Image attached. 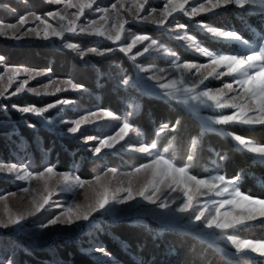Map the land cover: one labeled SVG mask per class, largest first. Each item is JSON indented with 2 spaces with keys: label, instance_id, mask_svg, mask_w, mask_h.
<instances>
[{
  "label": "snow or ice",
  "instance_id": "obj_1",
  "mask_svg": "<svg viewBox=\"0 0 264 264\" xmlns=\"http://www.w3.org/2000/svg\"><path fill=\"white\" fill-rule=\"evenodd\" d=\"M48 2L56 5L63 4L64 9L75 8L76 11L71 13V18L66 11L48 12L46 14L48 19H57L55 26L49 23L48 19L34 12L19 15L18 24L0 23V36L18 40L32 34L35 38L44 41L60 40L64 42V48L74 52L80 60L86 63L85 58L90 54L102 57L118 50L128 57L137 69L136 76L124 75L118 81V84L124 85L126 89L143 86L148 94L168 102H174L197 117H199L201 109H209L214 112L223 109H233L234 111L231 114L219 111L217 115L201 119L200 131L196 136L189 138L186 159L183 161H178L174 154H170L175 151L174 141L177 139L175 136L168 142V147L163 151L159 150L160 138L176 133L182 121L180 119L174 123L161 121L154 131L155 138L150 142H145L142 139L144 133L131 122V117L136 115L139 110V106L135 103L129 104L131 111L126 112L123 117L110 110L99 109L87 111L76 119H61L60 123L69 125L66 132L61 131V135L71 134L77 141H82L84 144H88L90 141L97 142L87 148V151H90L93 156H100L102 149L116 148L118 144L125 141L126 137H129L130 133H133L141 139L136 144H121V148L141 154L145 158L144 162L125 172H120L115 167H108L101 175L95 176L94 180H83L72 172H58L52 165L44 166L42 171H33L28 164L0 161V173L11 175L14 179L29 185L21 187L20 192L27 193L31 197L30 206L22 212H13L5 204V211L0 215V229H15L27 217L35 216L41 212L46 205L50 204L51 198L57 190L74 193L77 189H84L85 185H88L91 188L92 196L90 197L88 192H85V203L73 202L59 215L49 219L47 223L41 224L40 228L48 229L61 224L69 227L76 225L77 227L73 231L82 230L85 225L78 224V222H89L88 226H90V217L93 213L106 209L110 213L115 212L116 205H128L129 209L139 208V198L148 204L167 210L162 217L165 227L172 226L180 230H191L200 239L208 241L212 247L218 248L216 241H227L235 249L234 253L219 249L227 264H239L241 260L245 264H264V260H256L250 255L255 254L256 257L264 258V241H255L241 235L243 231L251 230L255 226L254 222H264V198L253 197L241 191L242 172L228 178L219 170L204 177H200L192 171L199 154L202 137L209 132H218L230 137L234 141L233 150L251 154L250 158L253 163L264 165V143L244 138L223 127H215L234 123L249 127L264 126V32L257 33V39L250 42L235 31L218 30L203 21L195 22L196 26L210 33L212 37L223 38L229 46L232 43L237 45L236 51L224 53L202 46V43L193 35L187 33L188 25L179 22L174 17V13H182L184 16L192 18L217 9L227 10L230 6L249 13H259L264 17V0H193L192 3L190 0H163L161 9L149 8L144 15L141 13H145V6L150 3V0H132L135 11L128 10L131 20L121 15V11L125 10V0H115L110 8L99 7L97 0H48ZM94 5H97L94 11L100 14L99 19H87L80 22L81 18L85 16V10H93ZM4 7L9 6L4 5ZM30 17L33 18V23L39 21L43 28L41 29L37 25L28 27L26 31L21 32ZM170 17L173 18L172 21L169 20ZM130 22H145L166 29L173 33L176 40L184 41L188 49L206 57L207 62L193 63L181 60L174 50L165 47L157 39L126 29L125 26ZM173 23L175 27H172ZM65 33L102 38L117 47H105L103 50L99 47L84 49L76 43L67 42ZM141 45L142 47H138ZM134 49H136L135 52ZM152 53H158L161 57L167 58L169 68L145 67L137 63L138 57H143L146 54L151 56ZM2 59L0 57V60ZM201 70L207 71L202 72ZM5 71L11 72L13 75L9 77L7 87H0V97H5L8 87L14 82L16 76L23 74L29 78H35L46 75L45 72L28 68L14 67ZM142 73H147V75H141ZM157 73H168V75H158ZM225 76L231 77V80L223 83L222 87L213 88L205 83L210 77L220 79ZM2 80L3 77L0 76V81ZM145 81H153V83L148 85ZM28 83V79L19 81L10 95L15 96L25 91L38 96L55 95L57 92L68 90L66 87H57L54 92L44 91L41 93L35 87H26ZM50 83L56 82L51 81ZM60 83L70 86L74 91L83 90L81 85L74 83L71 79L63 80ZM44 87L47 89L48 85H44ZM73 103L75 102L71 99H58L55 103H49L45 107H18L15 105L13 107H17L21 113H31L39 117L40 122L44 125H52L55 119L46 117L45 113H48L50 109L57 108L58 105L67 106ZM63 111V108L58 109V115ZM98 119L118 121L114 133L101 136L85 135L86 130L82 131V126L96 124ZM28 127L33 128L35 125L28 124ZM98 127L111 128L112 126ZM209 150L215 152L211 146H209ZM215 154L219 160L227 158L220 153ZM109 174L112 178L118 174L126 177V186L125 181H120V186L115 189L109 186L110 181L101 183ZM33 180L42 182V192L37 193L36 189L30 187ZM54 180L56 181L55 185L52 184ZM261 183L264 184V181ZM93 184L97 187L92 188ZM172 193H178V195L172 196ZM9 195L16 197L18 194L13 192ZM37 195H39V199L36 198ZM201 198H204L203 203L200 202ZM7 199V196L0 197V201H7ZM21 199H23L22 196ZM132 201H137V203L132 204ZM110 205L113 207H109ZM172 205H176L175 208ZM222 209L223 211H221ZM95 250L105 257L110 256V253L103 247H97ZM7 264H14V261L9 260Z\"/></svg>",
  "mask_w": 264,
  "mask_h": 264
},
{
  "label": "rangeland",
  "instance_id": "obj_2",
  "mask_svg": "<svg viewBox=\"0 0 264 264\" xmlns=\"http://www.w3.org/2000/svg\"><path fill=\"white\" fill-rule=\"evenodd\" d=\"M115 0H97V5L99 7H109L111 6L112 3H114ZM193 0H190V3H192ZM43 3L45 5H50L52 9L47 12H34L38 15H41L45 17L46 19L47 16L46 14L51 11H66L69 14V18H71V13L75 12V8H70V9H64V5H56L49 3L48 0H43ZM17 3L14 2V0H10L9 3L0 0V12L4 13V17H8L11 20L10 21H3L0 20V23L3 24H9V23H17L18 24V16L19 15H27L30 12H33L31 10H28L26 12H20ZM20 4V3H19ZM4 5H8L9 7L5 8ZM97 5L93 6V10H85V16L81 18L80 22H84L87 19H99V13L94 11V9L97 7ZM15 7V8H14ZM163 7V0H150V3L145 6V13H141V15L146 14L147 9L149 8H157L161 9ZM187 7V6H186ZM15 9V11H13ZM131 10L132 12L135 11V8L132 6V0H125V10L121 11V15L124 16L126 19L131 20V17L129 16L128 10ZM7 14V15H6ZM158 15V13H157ZM174 17L181 23H184L188 25L187 28V33L189 35H193L199 42L202 43V46L208 47L209 49L213 51H219V52H224V53H232L236 51L237 45L235 43H232L231 46H229L228 43L224 41L223 38H216L212 37L210 33L205 32L204 30L200 29L198 26L195 25V22L203 21L218 30H223V31H235L238 34L242 35L244 39H248L250 42L253 40L257 39V33L264 32V17H262L259 13H249L243 9H238L235 8L234 6H230L229 9H217L214 10L213 12L209 13H201L198 16L189 18L184 16L182 13H174ZM32 19L30 17V20L28 23L24 25V27L21 29V32L26 31L28 27H36L37 25L39 28H43V25L40 24L39 21H35L34 23L32 22ZM172 17L169 18L170 21H172ZM49 23H52L54 26L57 23L56 18H51L48 19ZM101 23H103L101 21ZM126 29H130L133 33L137 34H145L149 35L152 38L157 39L160 41L165 47H168L172 50H174L181 60L183 61H188V62H193V63H206L207 58L200 56L198 53L193 52L192 50L188 49L185 46L184 41H178L174 38L173 33L167 31L164 28H158L155 25L145 23V22H130L127 24ZM172 27H175V24L173 23ZM8 35L10 36L11 33L9 32ZM65 38L67 42H72L78 44L81 48L87 49L88 47H99L101 50H103L105 47H112L116 48V45H112L109 41H105L102 38H97V37H89L85 35H74L71 33H65ZM77 38L84 40H89L93 44H89L88 47L81 46L79 42H74L72 39ZM2 43H7L11 47H35V46H42V47H49V48H54V49H59L65 52L70 53L73 57L75 62L78 63L80 66H87V69H94V66H98V63L102 61H107L106 59L112 58L113 54L119 53L121 54L122 57L126 59L128 62L127 67L120 65V63L116 64L113 62L111 64L112 66L117 67L118 71V76L117 77H112L110 75V78L112 81L115 83L116 86L121 87L125 91H128L129 94H132V97L130 99H125L123 101V104L115 108V111H112L116 115H119L123 117L126 112L131 111L129 108L130 103H135L139 106V110L136 115L131 117V120L134 118L138 117L141 108H142V97L145 98H150L154 100L161 101L163 103L172 105L174 107L180 108L183 111H185L180 105L175 104L174 102H168L165 100H162L158 97L152 96L148 94V92L145 90L143 86L141 87H135V88H125L124 85L118 84V81L121 79L122 76L127 75V76H136L137 75V69L135 68L134 64L132 61L128 59L123 53L119 52L118 50L110 52L106 54L105 56H95V55H89L88 57L85 58L87 63L85 61H82L79 59V57L72 51L68 50L67 48L63 47V43L60 40L53 39L52 41H44L41 39L35 38L34 35L30 34L29 36H25L22 39H10L8 36H0V46ZM95 43V44H94ZM138 47H142L138 46ZM134 52L136 49L133 50ZM27 52V51H26ZM33 54V51H30L29 53L27 52L24 53L27 56L22 57V58H27L31 59V55ZM3 59L0 60V76L3 77V80L0 81V87H7L8 82H9V77L12 76L13 74L11 72H6V69L10 68H28L30 70L34 71H41L45 72L46 75H41L37 76L35 78H29L23 74L16 76L14 78V82L11 84L10 87H8V91L5 94V97H0V115H3L2 117H5L3 120H0V131H6L9 133L8 136H10L13 133H16V126L13 122L9 121L7 118L8 112L15 111L19 117L22 116H27L30 117L34 120H37L40 122V118L31 114V113H21L17 110V107H13L12 105L10 106L9 103H12L11 101L25 97L27 99H34L37 102L41 101H49V103H55L57 101V97L61 94L64 93H83L86 91L84 88L83 90L79 91H74L71 89L70 86L64 85L60 83L63 80L66 79H71L73 80L72 77H63L60 75H54L52 74V71H49V69H40L38 67H34L32 65H27V62L25 60L26 64H18V65H9L7 64L4 60H6V57L3 55H0ZM35 57V56H33ZM36 58V57H35ZM137 63H140L144 65L145 67H150L154 66L156 68H169V64L167 61V58L161 57L158 53H152L151 56L146 54L143 57H138ZM80 67L77 69L79 70ZM95 71L98 73L97 75L98 78H100L101 71L96 70ZM202 72L207 71V70H201ZM158 75H168V73H157ZM141 75H147V73H142ZM175 75V73H173ZM23 79H28L29 83L26 87H35L40 90L41 93L44 91H49V92H54L57 87L61 88H67V91H60L57 92L55 95H35L30 92H22L19 93L15 96L10 95L12 91L15 90L17 87V84L19 81ZM231 77H222L220 79H214V78H209L208 81L205 83L209 87L217 88V87H222L223 83L230 82ZM51 81H55L56 83H50ZM74 83H76L73 80ZM146 84L151 85L153 81H145ZM77 84V83H76ZM44 85H48V88L45 89ZM229 95H232V93H229ZM53 101V102H52ZM8 103V104H6ZM47 104L42 105V106H37V107H45ZM25 106H32V105H25ZM36 106V105H33ZM18 107H23V106H18ZM63 108L64 111L58 115V109ZM99 110L97 108L95 109H86L85 107H80L76 105L75 103L67 105V106H62L58 105L57 108L50 109L48 113H45L46 117L54 118L55 122L52 125H44L41 122V126L48 130L51 133H54L55 135L69 139L72 141L76 142L77 147L73 152L68 153L70 157H76L75 159V164L73 163L70 164L71 168L68 171H58L55 165L56 170L58 172H72L74 175H78L77 171H79L81 168L85 169L87 167L91 166V162L93 160L99 159L100 161H105L108 163L107 167H105L102 172H100L98 175H101L108 167L110 166V162H115L114 164L116 165L115 168L120 170V172H125V171H130L131 168L138 166L140 163L144 162V157L139 154L135 153L129 150H126L124 148H121V144L125 143H132L136 144L137 141L141 138L136 137L133 133L129 134V137L125 138V141H122L121 144H118L116 148L114 149H102L101 150V155L100 156H93L90 151H87V148L90 146L96 144V141H90L88 144H84L82 141H77L71 134L68 135H61V131L67 130L69 127L68 124L65 123H60L61 119L64 120H72L79 118L80 115L85 114L87 111H95ZM108 110V109H106ZM219 111H222L224 114H231L233 109H223V110H218V111H211L209 109H201L199 117L185 111L187 114H189L200 126L201 119L206 118L210 115H217L219 114ZM118 124V121L115 120H109V119H98L96 124H88L82 126V131H85V135H91V136H101L105 135L108 133H114L115 127ZM104 125H111V128L108 127H98V126H104ZM159 125L154 126L153 131H152V137L151 140L155 138L154 136V131L156 128H158ZM229 126H238V127H244V128H256V127H261L259 125L255 127H249L247 125H240V124H229L226 126H215L217 128H226ZM138 127V126H137ZM139 128V127H138ZM142 131V130H141ZM144 134L145 132L142 131ZM209 133H217L220 134L224 137H227L226 135H223L218 132H209ZM79 135V133H77ZM168 137V136H167ZM173 137V136H172ZM172 137L165 139V137L160 138L159 140V150L163 151L164 148L168 147V142L172 140ZM230 140L231 138L228 137ZM145 142H150L145 140V136L142 138ZM38 142V141H37ZM231 142L234 144V141L231 140ZM175 144V151L174 154L177 158V148H176V142L174 141ZM21 151L25 152L28 148V145L21 144L20 146ZM26 149V150H25ZM42 152V151H40ZM43 152L42 154H44ZM246 153V152H245ZM248 154V153H246ZM251 156V154H248ZM23 159L24 156H21ZM49 155H46V159H48ZM87 158V159H86ZM32 156H26L27 162H17V164L24 163L28 164L30 168L33 171H42L43 168H40L36 170L33 161H32ZM224 160H219L216 154L213 155L212 158L209 159V164H206L203 166V171L207 173H212L215 170H219L223 173V162ZM140 162V163H139ZM139 163V164H138ZM137 164V165H135ZM48 164H46L47 166ZM73 165V166H72ZM93 165V164H92ZM127 166V167H126ZM93 167V166H92ZM91 167V168H92ZM79 176V175H78ZM81 178V177H80ZM83 179V178H81ZM83 180H94L93 178L90 179H83ZM110 181V187L112 189H115L116 187L120 186V181H125V186H126V181L127 178L118 174L115 178H112L111 174H109L108 177L104 178L101 183H107ZM143 182V181H141ZM241 182V181H240ZM0 183L5 184L6 188L4 190H0V197L7 196L8 199L7 201H0V215H2L5 211V204L8 205V207L13 211V212H22L26 208H28L29 205V200H30V195L27 193H21L20 188L21 187H26L29 186L25 184L23 181H19L14 179L13 176L8 175L6 173H0ZM56 181H52V184L55 185ZM31 188L36 189L37 193L42 192L43 190V184L40 181L33 180L31 182ZM97 187L95 184L92 185V188ZM17 193L18 195L16 197H12L9 195L10 193ZM88 192V195L91 197L92 196V191L91 188L88 185H85L84 189H77L76 192H60L57 190V192L52 196L50 204L45 206V209H43L41 212L37 213L35 216H29L27 219L21 221V224L16 226L15 229L9 228V229H0V262H3V264H7V261L11 260L14 261V264H31L39 263L37 257V254L35 251H44L42 255H44V264H72L71 261L66 260L64 257L68 255V252L71 249H68L65 247V243H70L71 245L74 244L73 247V252L75 256H80L82 254L84 257H86L88 260H90L94 264H123L122 262H119L113 254H111L110 251H107L110 253V256L105 257L102 253L96 251L95 249L97 247H103L100 243H94V238H97L99 233H103L104 228L109 224V223H120L124 222L125 220H129L133 224H146V223H153L157 225L159 233H162L164 230H172V231H177L183 234L190 235L194 237L195 239L199 240L200 242H204L208 246H210L209 242L206 240L200 239L193 231L191 230H180L176 227L168 226L165 227L163 224L162 217L166 214L167 210L160 209L156 205L148 204L146 201L139 200L140 207L139 208H131L129 209L128 205H116V211L115 212H108L107 209L102 211V212H96L93 213L92 217H90L91 224L89 225V222H84L80 221L78 224L85 225L82 230H77L73 231L76 229V225H72L69 227L68 225H61L58 224L56 226L50 227L48 229H41L40 225L47 223L49 219L53 218L56 215H59L64 209L72 204L73 202H78V203H85V195L84 193ZM178 193H172V196H176ZM21 196L23 199H21ZM37 199H39V195L36 196ZM163 199V197H161ZM201 203L204 202V198H201ZM132 204H136L137 201H132ZM176 205H172L173 208H175ZM113 207V206H109ZM223 211V209L221 210ZM254 227L251 228L249 231H243L241 235L245 238H249L255 241H264V222L261 221H256L254 222ZM67 233V234H65ZM216 244L218 245L217 247H212L217 253L220 254L219 249H224L228 253H234L235 249L231 247V245L227 241H216ZM127 244L125 242L121 243V250L125 251L124 253V258L127 261H130V264H161V262L158 260L159 255H169L170 253H165L163 252L160 254L158 248L161 247L159 246V243H156L153 247L154 249L157 250L154 252V257L151 258H139L135 259V262H132V256L131 252L128 251L126 252V246ZM104 248V247H103ZM106 249V248H104ZM72 251V250H71ZM154 251V250H153ZM176 254V252H175ZM222 255V254H221ZM252 255L256 260H264L262 257H256L255 254H250ZM194 256V255H193ZM223 256V255H222ZM186 259L189 260L190 256H180V259H178L176 262L180 260V264H191L185 261ZM224 257V256H223ZM67 258H69L67 256ZM196 260L200 261L199 258H195ZM41 262V261H40ZM196 264H202L200 262H197ZM239 264H245L243 260L239 262Z\"/></svg>",
  "mask_w": 264,
  "mask_h": 264
},
{
  "label": "trees",
  "instance_id": "obj_3",
  "mask_svg": "<svg viewBox=\"0 0 264 264\" xmlns=\"http://www.w3.org/2000/svg\"><path fill=\"white\" fill-rule=\"evenodd\" d=\"M4 1L9 3L10 0ZM14 2L20 7V12L31 10L37 13H42V11L45 13L52 9L50 5H45L43 0H14ZM4 16V13L0 12V20L8 22L12 19L11 16L10 19ZM72 40L77 43L79 42L81 46L85 47H88L89 44H93L91 41L84 39L82 41L81 39L73 38ZM33 50L34 53L29 54L32 56L31 59L22 58L27 56V52L29 53ZM0 55L6 57L4 61L9 65L26 64V60L27 65H32L40 69H49L52 71V74L56 76L72 77L73 80L86 91L78 94L64 93L59 95L57 100L71 99L76 105L82 108L85 107L91 110L97 108L115 111V108L123 104L125 99L128 97V99H130V97H132V94L116 86L110 78V75L112 77H117L119 75L117 67L111 65L113 62L116 64L120 63V65L123 64L125 67L128 65L126 59L119 53L111 55L113 57L106 59L107 61H102V64L99 62L98 66H94V69H87V66L82 67L78 65L74 57L68 52L49 47H11L7 43H2L0 46ZM78 67H80L79 70L77 69ZM95 69L101 71L100 73L102 76L100 78H98L99 75H97L98 73ZM11 102L12 103H9L10 106H42L49 101H41L39 103L34 99L21 97ZM2 116L3 115H0V120L5 118ZM6 119L15 124L16 133L8 136V132L0 131V161L6 163L27 162L26 156H32V161L36 170L43 168L46 164H52L56 166L58 171H68L71 168L70 164H75L77 156L70 157V155H68V153L73 152L77 147L75 141L59 137L49 132L43 128L41 123L37 120L27 116L19 117L15 111L10 110ZM177 119L182 121L178 131L174 134H169L165 139L172 136L177 138L175 140L178 154L177 160L183 161L186 159L185 154L188 148L189 138L196 136L200 131L199 124L189 114L180 108L161 101L142 97L141 112L139 116L131 120V122L145 132L144 136L146 141H151L154 126L159 125L161 121L174 123ZM28 124H33L35 127L30 128ZM226 129L244 138H250L258 143H264V126L256 128L229 126L226 127ZM25 143L28 145V148L23 152L19 146ZM209 146H211L215 152L210 151ZM43 152L45 153L42 154ZM215 153H220L227 157L223 162V174L228 178L234 177L238 172L243 173V178L240 182L241 191L253 197L264 198V184L261 183L264 181V165L253 163L250 155L245 152L233 150V143L231 140L220 134L208 133L202 137L199 154L192 169L193 173L200 177L208 175L209 173L203 171V166L209 164V159L212 158ZM47 154L49 155L48 159H46ZM21 156H24V158L21 159ZM90 162L93 165L91 164L90 167L85 169L81 168L77 171L78 175L83 179H90L97 176L108 165L106 160L100 161L96 159ZM114 163L113 161L109 164L115 167L116 165ZM5 188L6 185L0 183V190H4ZM157 227V225L151 222L137 225L129 220L116 224L109 223L104 230H102L104 232L101 234L99 233L98 237L94 238V243H100L123 264H130V261L124 258L125 251L121 250L120 245L123 242L127 244V247H125L126 252H131L132 262H135L138 256L144 259L154 257V252L157 254V250L154 249L153 246L159 243V246L162 245L158 248L160 254L163 252L170 253L169 255H159L158 260L161 264H180V260L178 262L176 261L180 259L181 255L190 256L189 260L185 257V261L191 264H196L197 262L202 264H227V261L221 254L217 253L204 242H200L190 235L172 230H164L162 233H159ZM72 246H74V244L65 243V247H69L68 249L72 250L64 257L66 260H70L72 264H94L80 253V256H75V254L72 253ZM35 253L37 257H39L36 259L39 260V263L35 261V263L33 262L31 264H44V255H42L44 251H35ZM67 256L69 258H67ZM195 258H199L200 261Z\"/></svg>",
  "mask_w": 264,
  "mask_h": 264
}]
</instances>
